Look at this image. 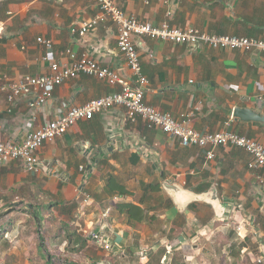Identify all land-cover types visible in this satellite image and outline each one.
I'll return each mask as SVG.
<instances>
[{
    "label": "crops",
    "instance_id": "0c3cea01",
    "mask_svg": "<svg viewBox=\"0 0 264 264\" xmlns=\"http://www.w3.org/2000/svg\"><path fill=\"white\" fill-rule=\"evenodd\" d=\"M115 2L126 15L154 26L165 22L264 41V0ZM97 13L95 0H0V73L11 81L49 74L51 62H69L65 50L70 49L129 78L114 23L100 22L84 36L70 32ZM37 37L50 40L51 49ZM135 43L147 79L146 104L186 120L199 132L234 131L264 145V122L233 116L235 107L264 114V51L193 48L145 35ZM114 90L104 80L79 74L55 86L51 97L34 108L28 106L36 97L34 90L13 100L0 93V140L20 142L68 107ZM123 110L113 106L95 113L45 142L37 152L36 173L27 172L20 160L0 165V231L5 232L4 224L15 213L22 220L32 213L37 224L48 217L71 220L87 243L108 256L131 257L149 246L160 264L173 251L185 259L180 264H258L255 259L264 256V168L250 167L251 155L233 145L216 147L214 158L207 159L205 149L183 146L141 118H127ZM108 175L127 194H110L105 188ZM164 181L195 193L211 190L224 205L222 216L216 217L204 201L190 202L179 211L163 190ZM149 183H159L160 191H145ZM118 201L145 207L151 218L129 224L114 207ZM98 233L109 242L108 249L92 239ZM20 240L24 248L23 241L31 242V236ZM149 258H139L140 264H151Z\"/></svg>",
    "mask_w": 264,
    "mask_h": 264
},
{
    "label": "built area",
    "instance_id": "2783aa9c",
    "mask_svg": "<svg viewBox=\"0 0 264 264\" xmlns=\"http://www.w3.org/2000/svg\"><path fill=\"white\" fill-rule=\"evenodd\" d=\"M95 2L98 6L97 15L77 27L72 26L70 32L84 36L100 22L108 20L114 23L117 26V49L124 57L131 76L126 78L116 70L99 65L87 55L78 57L70 49L65 50L69 62L66 64L51 62L49 74L25 75L11 81L0 73V93H5L8 100L21 97L32 90L36 91L35 99L28 103L30 108L44 104L51 97L55 86L79 74L94 76L104 80L109 86L116 87V90L105 96L68 107L41 127L31 129L20 142L0 140V165L20 160L27 172L36 173L40 169L37 152L45 142L63 135L79 120H89L95 113L119 106L124 109V115L127 118L134 120L139 117L147 127L160 129L168 136L177 139L183 146H197L205 149L207 159L214 158L216 147L233 145L251 155L250 167L264 168V145L259 141L234 131L199 132L191 128L186 120H178L172 114L161 112L146 104L143 99L147 79L141 72L139 53L135 43L136 37L145 35L154 39L183 43L193 48L206 46L251 52L264 51L263 40L235 35L210 34L193 27L176 28L165 22L154 26L133 15H126L115 0H95ZM171 12L169 9L167 14ZM2 36L3 29L0 27V39ZM36 40L46 49H51L50 40L43 37H37ZM104 238L102 233H98L94 234L92 239L101 241L103 247L108 249L110 244ZM255 261L258 264L264 263V256L257 257Z\"/></svg>",
    "mask_w": 264,
    "mask_h": 264
},
{
    "label": "rangeland",
    "instance_id": "374dc122",
    "mask_svg": "<svg viewBox=\"0 0 264 264\" xmlns=\"http://www.w3.org/2000/svg\"><path fill=\"white\" fill-rule=\"evenodd\" d=\"M21 218V214L15 213L8 224H4L7 225L5 232L0 231V264H48V259L51 264H140L139 258L144 256L150 257L151 264H160V256L149 252V246L138 249L139 254H131L132 258L123 253L105 255L93 242H86L82 248L74 251V238L68 242L66 237L67 229L68 231L77 229L71 220L66 223L57 221L54 217H48L37 224L32 213L30 218L25 217L24 220ZM20 236L26 238L31 236V242L23 241L26 245L24 248L19 245L21 244ZM31 246L34 247L31 248ZM161 249L162 247L159 252ZM166 255L167 258L163 264L184 263L182 254L173 251V254ZM247 263L253 264L249 260Z\"/></svg>",
    "mask_w": 264,
    "mask_h": 264
},
{
    "label": "water",
    "instance_id": "95a60500",
    "mask_svg": "<svg viewBox=\"0 0 264 264\" xmlns=\"http://www.w3.org/2000/svg\"><path fill=\"white\" fill-rule=\"evenodd\" d=\"M233 116H237L243 120L264 122V114L257 113L247 107H235ZM162 188L169 195L179 211H183L190 202L204 201L213 207L216 217H221L223 214L224 205L218 201V198L211 195V190L204 193H195L176 182L167 181L162 182Z\"/></svg>",
    "mask_w": 264,
    "mask_h": 264
},
{
    "label": "trees",
    "instance_id": "16d2710c",
    "mask_svg": "<svg viewBox=\"0 0 264 264\" xmlns=\"http://www.w3.org/2000/svg\"><path fill=\"white\" fill-rule=\"evenodd\" d=\"M105 188H107L110 194H127L128 190L126 187L119 183L116 178L112 175H108L105 180ZM157 192L160 191L159 183H149L145 185V191ZM169 202V200H167ZM117 212L122 213L126 218L129 224L143 222L147 218H151L148 216V209L145 207H141L132 202L118 201L114 205ZM67 229V227L65 226ZM67 240L70 242L72 238H74L75 245L73 246L74 251H77L79 248H82L86 244V239L82 237L76 230L67 229ZM48 264L50 263V259L47 260Z\"/></svg>",
    "mask_w": 264,
    "mask_h": 264
}]
</instances>
